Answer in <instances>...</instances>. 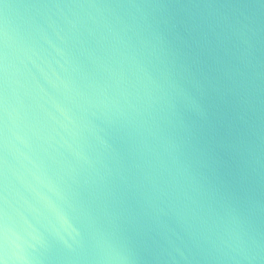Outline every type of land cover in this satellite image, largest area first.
Wrapping results in <instances>:
<instances>
[{
    "label": "water",
    "instance_id": "water-1",
    "mask_svg": "<svg viewBox=\"0 0 264 264\" xmlns=\"http://www.w3.org/2000/svg\"><path fill=\"white\" fill-rule=\"evenodd\" d=\"M0 264H264V0H0Z\"/></svg>",
    "mask_w": 264,
    "mask_h": 264
}]
</instances>
